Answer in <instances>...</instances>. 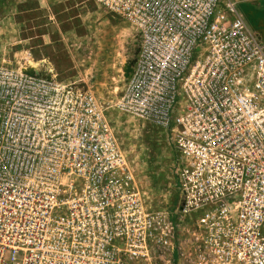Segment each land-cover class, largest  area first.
Returning <instances> with one entry per match:
<instances>
[{"label":"built area","instance_id":"obj_1","mask_svg":"<svg viewBox=\"0 0 264 264\" xmlns=\"http://www.w3.org/2000/svg\"><path fill=\"white\" fill-rule=\"evenodd\" d=\"M86 1L136 31L137 58L109 106L0 65V264H264V43L237 3ZM108 107L170 137L169 209Z\"/></svg>","mask_w":264,"mask_h":264},{"label":"rangeland","instance_id":"obj_2","mask_svg":"<svg viewBox=\"0 0 264 264\" xmlns=\"http://www.w3.org/2000/svg\"><path fill=\"white\" fill-rule=\"evenodd\" d=\"M37 1L5 0V4L0 6V65L29 71V56L19 54L20 49L15 44L19 31L13 25L20 17L16 12L29 10ZM78 2H86L87 7L76 6ZM70 3L73 18L70 24L75 27L77 34L84 37L87 32L97 31L103 36L100 41L83 37L72 40L74 56L71 61V83L91 90L109 106L126 81L127 67L137 58V33L128 23L99 9L94 3L91 5L92 2L70 0ZM239 12L246 22L259 16L253 13L254 7L247 3L239 7ZM25 18L29 23V16ZM40 19L39 23L42 24L45 20ZM249 26L251 30L254 28L252 22ZM98 43L102 44L101 48ZM112 43L115 44L113 49ZM107 117L145 200L153 210L169 209L176 199L170 137L164 131L113 108L107 110Z\"/></svg>","mask_w":264,"mask_h":264},{"label":"crops","instance_id":"obj_3","mask_svg":"<svg viewBox=\"0 0 264 264\" xmlns=\"http://www.w3.org/2000/svg\"><path fill=\"white\" fill-rule=\"evenodd\" d=\"M234 1L237 3L238 11L239 7L245 5V3L254 7L253 13L259 15L258 18H253V21L250 22L247 21L249 24L245 22L250 29L249 25L252 22L254 28L251 31L264 43V0L253 2L248 0ZM71 4L70 0H38L37 4H32L29 10L16 12V15L20 17L19 20L14 21L13 25L19 31L17 33V43H15L16 48L20 49V55L29 56L27 60L33 66L29 70L35 71L36 74L44 76L55 83H71V61L74 56L72 40H80L83 37L77 34L74 26L71 27L70 23L73 20ZM91 5L94 4L91 3ZM76 6L87 7V3L78 2ZM26 16H29V23L25 18ZM40 18L45 20L42 24L39 23L42 20ZM27 25L29 29H27ZM23 29L25 30L23 31ZM84 35L83 39L103 40L102 34L97 31L94 33L87 32ZM98 44L101 48L102 44ZM114 46L115 44L112 43L111 48L113 49Z\"/></svg>","mask_w":264,"mask_h":264},{"label":"water","instance_id":"obj_4","mask_svg":"<svg viewBox=\"0 0 264 264\" xmlns=\"http://www.w3.org/2000/svg\"><path fill=\"white\" fill-rule=\"evenodd\" d=\"M132 65H133V63H131L128 67H127V69H126V78H128L129 76H130V74L132 73ZM26 72V74H28L29 76H34V75H36V72L35 71H32V70H29V71H25Z\"/></svg>","mask_w":264,"mask_h":264},{"label":"trees","instance_id":"obj_5","mask_svg":"<svg viewBox=\"0 0 264 264\" xmlns=\"http://www.w3.org/2000/svg\"><path fill=\"white\" fill-rule=\"evenodd\" d=\"M5 4V0H0V6Z\"/></svg>","mask_w":264,"mask_h":264},{"label":"bare ground","instance_id":"obj_6","mask_svg":"<svg viewBox=\"0 0 264 264\" xmlns=\"http://www.w3.org/2000/svg\"><path fill=\"white\" fill-rule=\"evenodd\" d=\"M31 67H33V66H31ZM36 69V68H35Z\"/></svg>","mask_w":264,"mask_h":264}]
</instances>
